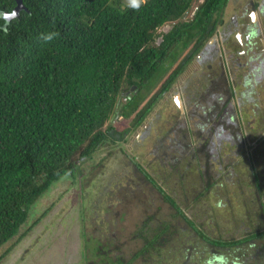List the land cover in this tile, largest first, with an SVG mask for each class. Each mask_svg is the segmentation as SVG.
I'll list each match as a JSON object with an SVG mask.
<instances>
[{
  "label": "trees",
  "instance_id": "1",
  "mask_svg": "<svg viewBox=\"0 0 264 264\" xmlns=\"http://www.w3.org/2000/svg\"><path fill=\"white\" fill-rule=\"evenodd\" d=\"M194 1L147 0L136 10L120 0H21L24 10L7 22L2 15L12 13L17 3L0 0V249L29 220L33 204L57 182L70 176L75 185L79 176V182L89 187L98 180H87L88 172L81 173L78 163L92 159L105 146L126 141L155 98L171 87L213 35L228 0H202L191 19L183 21ZM167 23H172L170 30L158 33ZM47 32L59 36L45 43L40 34ZM160 82L156 96L138 111ZM119 117H132L131 129L118 131L114 123ZM149 182L204 247L208 245L206 250L226 254V248H239L247 240L264 249V230L238 241L210 238L181 210L191 208L187 190H181L185 196L177 202ZM153 221L154 214L148 215L138 228L144 245L127 262L115 254L119 251L115 247L112 253L107 251L113 259L104 255L97 264H132L165 249V235L169 231L173 236L175 230L165 222L150 230ZM147 232L152 233L150 238ZM86 239L87 235L83 242L88 248L92 245ZM94 245L97 251L98 243Z\"/></svg>",
  "mask_w": 264,
  "mask_h": 264
},
{
  "label": "rangeland",
  "instance_id": "2",
  "mask_svg": "<svg viewBox=\"0 0 264 264\" xmlns=\"http://www.w3.org/2000/svg\"><path fill=\"white\" fill-rule=\"evenodd\" d=\"M120 1L128 6V0ZM201 1L193 2L182 19L183 21L191 19L196 6ZM247 1L250 0H228L230 8L228 9L226 5L223 11L224 17L229 15V10L233 9V5L240 9L244 4H248ZM246 19L248 18L246 17ZM257 19H259L258 24L260 25L262 20L258 16ZM171 24L167 23L162 26L158 33L169 31ZM159 42L160 39H157L155 44L157 45ZM209 47L213 48L212 45ZM187 52L188 50L181 55L179 61L186 56ZM212 54L211 49L208 52V57H196L189 63L170 91L159 100L139 129L132 132L126 141L116 143L114 146H105L94 153L92 159L78 163L81 173L88 172L87 180L98 179L97 181L95 180L92 185L85 187L88 184L79 182V176H77V182L73 185L70 182L71 179H68L70 176H68L57 182L53 188L51 187L52 189L50 188V191L39 198L32 206L29 220L19 229L14 238L0 249V264H85L82 254L85 248L83 238L86 235L87 238L89 237V240L86 239L88 245H92L88 246L90 259L99 260L97 256H94V249H91L95 247V238L93 237L110 235L108 240L115 244L114 247L119 249L117 253L127 262L144 244V238L139 237L136 232L151 213L154 214V221L151 224L157 227L158 223L165 222L175 230V234L170 236L169 231L167 232L165 236L168 243L164 245L165 249L159 252L152 251V260L149 264H185L186 262L188 264H206L213 257L212 252H204L202 240L186 227L180 217L175 215V210L165 202L163 196L156 191L149 180L144 179L137 164L141 166L142 172H145L174 200L183 201L182 198L185 195L181 196L180 192L187 190V198L190 201L193 199L191 202L194 203L190 202L191 208L186 211L181 210L188 216L191 213L197 220V225L200 228L203 226L202 229H206L210 238L240 240L245 233H248L246 231L253 229V224L260 218L255 213L257 201L254 199V194L251 193L252 182L246 170L249 162L240 156L241 151L246 152L247 149L243 146L237 147L234 158L232 156L234 150L231 149L230 159L234 166L230 167L229 165L228 170L231 175H226L230 180L212 181L198 180L197 173L193 172L196 170L191 169H179L184 176V180H179L180 173L169 169L171 163L168 159L173 155L179 157L180 151L174 149L166 153L158 149L159 141L177 138L178 135L180 139V135L185 134L186 129L189 132H196V123L198 122L196 118H192L193 116L186 118L182 113L184 109L186 112L191 111L193 101L197 99V95L191 99V90L195 91L196 87L197 91L202 85V79L208 81L206 77L209 65H213L214 69L219 68L220 64L215 65L218 63L217 58L214 60V64L211 61ZM243 62L244 59L238 60L231 56L227 57L224 64L232 76L231 79L229 74L228 82L231 84V88L234 83L237 98L241 97L250 85L255 88L256 92H259L258 97L248 99L245 103L239 102L240 110L245 111L249 116L252 109L260 105L261 99L264 98V75L260 73L262 77L259 78L249 72L247 67L242 65L239 68L237 64H243ZM262 64H260L259 70L263 69ZM176 65L177 63L171 67L168 74ZM255 65H259V63L255 62ZM245 77L247 80L244 82ZM251 77H254L255 80L251 81ZM175 96L181 98L184 108L179 109L175 105ZM188 102L191 106H187ZM261 107L264 108L263 105ZM253 118L251 121L241 123L240 129L243 134L249 135V132L253 131L260 134L261 130L256 126ZM130 120L132 117L129 119L119 117L114 125L118 131H122L128 128ZM262 126L264 127V125ZM231 128L230 125L224 127L221 140L215 137V145L218 144L221 155L225 156V163H229L230 150L228 140L223 137L233 136L230 133ZM237 134L239 133H235V135ZM253 141L257 144L254 137L249 143L252 144ZM165 155L167 157H163ZM161 157L162 161H160ZM235 162H239L236 167ZM179 163L184 168L187 166V162ZM189 163L195 164L194 161ZM213 170L216 172L217 168L214 167ZM213 176L216 177V174L214 173ZM216 181H219L218 183L222 181L223 189L237 196L236 202L234 201L231 207L227 203L216 202L217 199L214 196L218 193L221 194L222 190L221 185L218 186ZM82 187L85 188V192L82 191ZM239 190L241 193L244 191L243 194H239ZM244 196H246L245 202H242L241 199ZM86 197L88 198L86 199ZM184 204L183 202L180 207ZM246 209H249L248 213H246ZM37 218H40L38 223L32 225ZM151 234L147 232L145 236L150 238ZM261 243L264 244V238ZM250 250L251 252L244 248H238L235 250V255L240 253L244 264H264V249L260 250L261 253H256L252 248ZM109 252L112 253V249H109ZM185 252L187 253L183 256ZM105 257L113 259L114 255L106 252ZM140 261L138 259L132 264H140L138 263Z\"/></svg>",
  "mask_w": 264,
  "mask_h": 264
},
{
  "label": "flooded vegetation",
  "instance_id": "3",
  "mask_svg": "<svg viewBox=\"0 0 264 264\" xmlns=\"http://www.w3.org/2000/svg\"><path fill=\"white\" fill-rule=\"evenodd\" d=\"M244 7H245L244 16L245 18L247 17L249 20L248 19L245 20V18L241 20V18L236 17L235 15L228 20L227 19L228 15L224 17L225 15V13H223L225 9L224 8L223 11L221 12L220 18L217 20L218 22L216 21V26L213 35L205 41L200 51L194 56V58L208 57V52L209 50L212 49L213 54L210 56L211 61H213L214 64V60H216L217 58L218 63H216L215 65L218 66L220 64L218 69H214L213 65H209V67L207 68V77H206L208 81L203 79L201 80L200 78L202 85L197 89V91L195 87V91L194 89H192L190 92L191 99H193L194 96L197 95L196 96L197 99L193 101L191 111L186 112L185 109L183 110L182 115H184L186 118L187 116H193L192 118L194 119L196 118V120L198 121L196 123L197 126L196 132L195 133L194 131L189 132V130L186 129V133L185 134L182 133L180 135V139L178 135L177 138H169L163 141H159L158 149H161L163 150V152L166 153L174 149L180 151L181 155L179 157L173 155L168 159L171 163L169 169H173L176 173H180L179 180H184L183 173H181L179 169H191V170H196L193 172L197 173L198 180H211V181L230 180V178L229 177L227 178L226 175H231L228 169L234 166V163L230 159L231 149L234 150V152L232 153L233 158L235 157V151H237L238 149L237 147L243 146L245 149H247L246 152H242L241 150L238 151H241V155H240L241 158H244L249 162V165L246 168V170L248 171L247 172L248 177L252 182L251 193L254 194L255 197L254 199L257 201V209L255 210V213L257 214V217L260 218L256 223L253 224V229H249L248 231H246L248 233H251V232H258L260 230H264V127L262 126L264 125V108L261 107L262 105L264 107V98L261 99L262 101L260 100L261 101L260 105L252 109L251 114L249 116H247L245 111H241L239 107V102L245 103V101L248 99H254L255 96L256 97L259 96V92H256L255 88L250 85L249 89L246 92L244 91V93H242L241 96L242 98L240 96L239 98H237V96L235 95L236 87L234 86L233 83V88H231V84L228 82V76L230 72L228 71L227 67L224 64L227 57L234 56L238 60L244 59L245 63L243 62V64H237L239 68L240 66L243 65L244 67H247L249 69V72L254 74L256 77L259 76V78L262 77V75H264V63H263L264 40L263 38H261L260 35L261 33L264 32V26H263L264 0H261V3L258 2V0H250L248 1V5L246 6L244 5ZM257 16L260 17V19L262 20L261 21L262 26L258 24L259 19H257ZM209 45H212L213 48L209 47ZM255 62H258L259 65H255ZM260 64H262L261 66H263L262 70H259ZM219 69L220 72H218ZM260 73L262 75H260ZM243 80L245 82L247 78L245 77ZM250 80L254 81L255 78L251 77ZM174 83L161 96L155 98L152 107L150 108L146 117L143 119L142 123L152 112L153 108L159 102V100L162 99V97L167 92L170 91ZM161 84L162 82H160V84L155 89H153V91L149 94L146 100L140 105L138 111L153 96H156V93L158 92V89ZM174 102H176L175 105L179 109L184 108V104L182 103L180 97L175 96ZM189 102L187 103V106H191ZM252 117H254L252 120L256 122V126H258V128L261 130L262 133L260 132V134H257L255 131H253V132H249L250 133L249 135H245L242 133L240 129V125L243 121H247V122L251 121ZM131 123L132 122L130 120V124L128 128L122 131L131 129ZM142 123L139 126H137L134 130L132 129V131H129L125 139H127L132 132H135L137 129H139ZM229 125L232 126L230 133L233 136L223 137L224 139L228 140L229 150H230L229 163H225V156L221 155L218 148V144L215 145V137L219 140L220 137H222V131H224V127ZM235 133H239V134L235 135ZM253 137L257 140V144L255 141H253L252 144L249 143L250 141H252ZM163 157H167V155ZM162 159L163 158L161 157L160 161H162ZM191 161H194L195 164L194 165L190 164L189 162ZM179 162H185V163L187 162V166H185L184 168L181 166ZM237 165H239V162H235V167ZM137 166H139L138 168L141 171L145 180H152L148 177V175L145 172H142V168L140 165L137 164ZM214 167L217 168L216 172L213 170ZM214 173L216 174V177L213 176ZM218 174L220 175V178ZM216 182L218 186L219 184L221 185L220 188L222 189L221 194L218 193L217 195L214 196L217 199L216 202L223 204L227 203L229 207H231V204H233L234 201L236 202L235 198L237 196L233 193L224 190L223 183H221L222 181H220V183H218L219 181ZM243 192L241 193V190L238 191L239 194H243ZM245 198L246 196L242 197L241 201L243 200L242 202H245L244 201ZM175 201L178 202L180 200L175 199ZM248 210L249 209H246V213H248ZM149 215H152V213ZM185 216L196 225L199 231L206 233V229H202L203 226H201L200 228L197 225L196 222L197 220L191 213L189 216L187 214H185ZM184 223L186 225V222ZM155 226L156 225L151 224L150 230H153ZM186 227L189 230H191L187 225ZM248 233H245L243 238H245ZM109 236L110 235L93 237L95 238L96 243H98L97 245L98 250L97 251L94 250L95 251L94 256L96 257L97 255H99L98 256L99 260L104 257L105 253L109 249L115 248L114 247L115 244L110 240H108ZM199 239L201 238L199 237ZM217 239H220L222 241H238V240H233V238H227V239L217 238ZM249 242L250 241L247 240L241 245L243 247H239V248L246 249L245 247L246 245L249 250L251 247L253 251H255L256 253H261V251L258 250V248L261 247L260 244H258L257 247L255 248V246L252 247ZM106 246H108L107 250H103V247L104 249H106ZM237 246L238 245L226 248L225 253L235 254V250L238 249ZM202 247H204V242H202ZM206 247H208V245H206ZM206 247H204V252L211 251L212 252L211 254L214 255L215 252L212 251L211 249L206 250L205 249ZM234 247L237 249H235ZM91 249H95V247ZM89 250H90L89 247L84 248L86 258L84 259L82 258V260H84L85 264H97L98 259L92 260L89 258ZM86 251L88 252L86 253ZM249 252H251V250ZM186 253L187 252H185L183 256L186 255ZM100 254L103 256L101 257ZM116 255H120V254L117 253ZM237 256H239L241 259L242 255L238 253ZM151 257H152L151 254L147 256V258L139 257L141 261L138 263L149 264L150 261L152 260ZM122 261L125 262L124 260ZM137 261L138 259L134 262ZM241 261L242 264H244L243 259H241ZM106 263L107 262H105V264ZM185 264L188 263L186 262Z\"/></svg>",
  "mask_w": 264,
  "mask_h": 264
},
{
  "label": "clouds",
  "instance_id": "4",
  "mask_svg": "<svg viewBox=\"0 0 264 264\" xmlns=\"http://www.w3.org/2000/svg\"><path fill=\"white\" fill-rule=\"evenodd\" d=\"M146 3L147 0H128V6L136 10H138L142 4H146ZM58 36H59V32H47V33H41L40 39L43 40L45 43H48ZM206 264H242V261L240 257L235 254L221 253V254H214L213 257L206 262Z\"/></svg>",
  "mask_w": 264,
  "mask_h": 264
},
{
  "label": "crops",
  "instance_id": "5",
  "mask_svg": "<svg viewBox=\"0 0 264 264\" xmlns=\"http://www.w3.org/2000/svg\"><path fill=\"white\" fill-rule=\"evenodd\" d=\"M259 2L261 3V0H259ZM247 3H248V1H247ZM244 5L246 6L248 4H244ZM244 5H243L242 8H240L241 10L239 9V7H234V5H233L232 6L233 9L229 10V15L227 16V19L229 20L230 18H232L235 15L236 17H239V18H241V20H243L245 18V16H244L245 15V12H244V10H245L244 8L245 7H244ZM227 8L228 9L230 8V3L229 2H227ZM260 25H261V22H260ZM260 35H261V38H263V40H264V32L261 33Z\"/></svg>",
  "mask_w": 264,
  "mask_h": 264
},
{
  "label": "water",
  "instance_id": "6",
  "mask_svg": "<svg viewBox=\"0 0 264 264\" xmlns=\"http://www.w3.org/2000/svg\"><path fill=\"white\" fill-rule=\"evenodd\" d=\"M16 3H17V5H16V7L14 8V10H13L12 13L2 15L3 18H4L7 22H8L9 20L15 18V17H18L19 12H20L21 10H24V6H23L21 0H16ZM133 89H134V88L132 87L131 90H133ZM123 95H124V97H125V96L128 95V93H125V94H123Z\"/></svg>",
  "mask_w": 264,
  "mask_h": 264
}]
</instances>
